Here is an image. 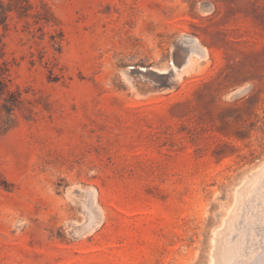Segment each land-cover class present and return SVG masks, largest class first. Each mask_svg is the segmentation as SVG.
Segmentation results:
<instances>
[{
	"label": "rangeland",
	"instance_id": "374dc122",
	"mask_svg": "<svg viewBox=\"0 0 264 264\" xmlns=\"http://www.w3.org/2000/svg\"><path fill=\"white\" fill-rule=\"evenodd\" d=\"M263 223L264 0H0V264H254Z\"/></svg>",
	"mask_w": 264,
	"mask_h": 264
},
{
	"label": "bare ground",
	"instance_id": "6f19581e",
	"mask_svg": "<svg viewBox=\"0 0 264 264\" xmlns=\"http://www.w3.org/2000/svg\"><path fill=\"white\" fill-rule=\"evenodd\" d=\"M262 172V171H261ZM259 177V176H258ZM258 184V183H257ZM259 185V184H258ZM255 190V189H254ZM254 199V198H253ZM242 208V207H241ZM255 209V208H254ZM233 211H235V209L233 210ZM232 213H234V212H232ZM236 213V212H235ZM235 213H234V215H235ZM238 213V212H237ZM248 213V212H247ZM231 216V215H230ZM252 218V217H251ZM230 219H231V222L232 221H236V216H233L232 218L230 217ZM257 220V219H256ZM260 220V219H259ZM255 222H257V221H255ZM258 223V222H257ZM232 224V223H231ZM252 224H256V223H252ZM264 224V223H263ZM238 226V225H237ZM240 226V225H239ZM248 226H250V225H248ZM226 228V227H225ZM242 228V227H241ZM249 229V228H248ZM255 229V228H254ZM260 229V228H259ZM262 229V228H261ZM243 230V229H242ZM256 230V229H255ZM261 231V230H260ZM264 231V230H263ZM249 232V231H248ZM244 233V232H243ZM228 234V233H227ZM245 234H247V233H245ZM251 233L249 232V235H250ZM236 235V234H235ZM254 236V235H253ZM264 236V235H263ZM244 237V236H243ZM242 237V238H243ZM222 239H223V237H222ZM252 239H253V237H252ZM251 240V239H250ZM254 240V239H253ZM243 241V240H242ZM255 241V240H254ZM254 241H252V242H254ZM262 241V240H261ZM251 242V241H250ZM251 242V243H252ZM263 242V241H262ZM221 243V242H220ZM256 243H258V241L256 242ZM232 244V243H231ZM221 245V244H220ZM243 245V244H242ZM246 245V244H245ZM247 245H248V242H247ZM223 246V245H222ZM223 247H225L226 248V246H223ZM221 248V247H220ZM231 248V247H230ZM237 248V247H236ZM240 248V247H239ZM264 249V248H263ZM218 250V249H217ZM225 250V249H224ZM226 250H227V248H226ZM236 250V249H235ZM217 252V251H216ZM226 252V251H225ZM263 252V251H262ZM220 253V252H219ZM218 253V255L217 256H219L220 254ZM217 254V253H216ZM234 254V253H233ZM233 254H229V256H226V257H222L223 259H225L224 261H230L231 260V258H233L234 256H233ZM259 254V253H258ZM263 254V253H262ZM262 254H261V256H262ZM237 255H239V254H237ZM260 255V254H259ZM216 256V255H215ZM222 256V255H221ZM221 256H220V259H221ZM244 257H245V254L243 255ZM254 256V254L252 255V256H250L251 258ZM261 256H256V254H255V258L254 259H256L255 260V263L254 264H264V257H261ZM240 257V256H239ZM219 259V257H218V260H220ZM248 259V258H247ZM247 259L245 260V258H244V261H247ZM219 262H221V261H219ZM226 262H224L223 264H226ZM233 262H235V264H238L237 263V261H233ZM241 262V261H240ZM222 263V262H221ZM230 263H232V260H231V262ZM234 264V263H233Z\"/></svg>",
	"mask_w": 264,
	"mask_h": 264
}]
</instances>
